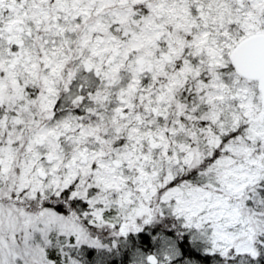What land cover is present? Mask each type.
<instances>
[{
	"label": "clouds",
	"instance_id": "9594fccd",
	"mask_svg": "<svg viewBox=\"0 0 264 264\" xmlns=\"http://www.w3.org/2000/svg\"><path fill=\"white\" fill-rule=\"evenodd\" d=\"M0 264H264V0H0Z\"/></svg>",
	"mask_w": 264,
	"mask_h": 264
}]
</instances>
